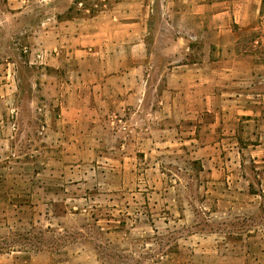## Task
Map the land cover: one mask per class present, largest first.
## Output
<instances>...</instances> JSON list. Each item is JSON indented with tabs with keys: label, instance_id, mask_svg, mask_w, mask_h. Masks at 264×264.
Returning <instances> with one entry per match:
<instances>
[{
	"label": "crops",
	"instance_id": "crops-1",
	"mask_svg": "<svg viewBox=\"0 0 264 264\" xmlns=\"http://www.w3.org/2000/svg\"><path fill=\"white\" fill-rule=\"evenodd\" d=\"M26 227L264 264V0H0V264H56Z\"/></svg>",
	"mask_w": 264,
	"mask_h": 264
},
{
	"label": "rangeland",
	"instance_id": "rangeland-1",
	"mask_svg": "<svg viewBox=\"0 0 264 264\" xmlns=\"http://www.w3.org/2000/svg\"><path fill=\"white\" fill-rule=\"evenodd\" d=\"M70 222V221H69ZM68 222V223H69ZM96 232L86 231L83 233L86 237H94L96 236ZM78 237V233L76 230H69L67 232L60 231L56 227H53L52 230L43 231L39 229H22L20 231H16L14 233H10L7 237H5L4 242L6 244L14 243L16 246H19L22 250H34L38 248H42V246L46 245L50 251L52 252L54 263L56 264H64V261L68 257L69 253L72 250V247H67L68 243L73 239ZM104 255L107 257V264H136L129 263L124 259V256H133V260L136 258L140 260L138 257L139 250L128 251V253L123 252L124 248H103ZM129 249V248H128ZM137 252V253H136ZM156 252V248L152 247L146 252L140 253L143 258H151ZM128 254V255H127ZM126 261V262H125ZM144 261V259H143ZM147 264H155L152 261H149Z\"/></svg>",
	"mask_w": 264,
	"mask_h": 264
},
{
	"label": "built area",
	"instance_id": "built-area-1",
	"mask_svg": "<svg viewBox=\"0 0 264 264\" xmlns=\"http://www.w3.org/2000/svg\"><path fill=\"white\" fill-rule=\"evenodd\" d=\"M36 57H37V58H40V57H41L40 53H37V54H36Z\"/></svg>",
	"mask_w": 264,
	"mask_h": 264
}]
</instances>
